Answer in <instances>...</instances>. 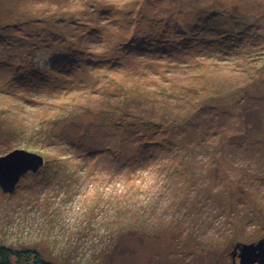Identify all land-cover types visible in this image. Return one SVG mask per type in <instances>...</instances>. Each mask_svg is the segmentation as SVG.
Returning a JSON list of instances; mask_svg holds the SVG:
<instances>
[{
  "label": "rangeland",
  "instance_id": "1",
  "mask_svg": "<svg viewBox=\"0 0 264 264\" xmlns=\"http://www.w3.org/2000/svg\"><path fill=\"white\" fill-rule=\"evenodd\" d=\"M17 148L45 164L0 187L1 244L230 264L264 237V0H0V156Z\"/></svg>",
  "mask_w": 264,
  "mask_h": 264
},
{
  "label": "water",
  "instance_id": "2",
  "mask_svg": "<svg viewBox=\"0 0 264 264\" xmlns=\"http://www.w3.org/2000/svg\"><path fill=\"white\" fill-rule=\"evenodd\" d=\"M45 164L42 154L17 148L4 156H0V187L6 193H13L16 190L22 176L29 171H38ZM258 247L264 253V238L256 245L255 243H238L240 256L243 263H249L254 248ZM236 248V247H235ZM249 258V259H248Z\"/></svg>",
  "mask_w": 264,
  "mask_h": 264
},
{
  "label": "trees",
  "instance_id": "3",
  "mask_svg": "<svg viewBox=\"0 0 264 264\" xmlns=\"http://www.w3.org/2000/svg\"><path fill=\"white\" fill-rule=\"evenodd\" d=\"M128 116H123L120 121H127ZM172 121V120H171ZM20 260L25 257L27 264H55L50 260L42 257V255L35 249L16 250L11 246L0 243V264H14L13 258Z\"/></svg>",
  "mask_w": 264,
  "mask_h": 264
},
{
  "label": "flooded vegetation",
  "instance_id": "4",
  "mask_svg": "<svg viewBox=\"0 0 264 264\" xmlns=\"http://www.w3.org/2000/svg\"><path fill=\"white\" fill-rule=\"evenodd\" d=\"M264 237L258 239L257 241H252V243H255V245ZM239 248H236L235 251L232 253V261L230 264H264V253L261 251L260 248L257 246L254 248V252L250 257V262L249 263H243L242 258L239 253ZM238 250V251H237Z\"/></svg>",
  "mask_w": 264,
  "mask_h": 264
}]
</instances>
